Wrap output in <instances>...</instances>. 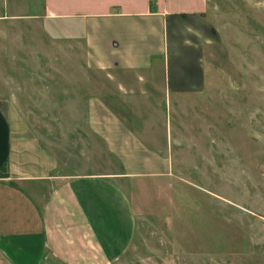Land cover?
I'll return each mask as SVG.
<instances>
[{
  "label": "rangeland",
  "instance_id": "obj_1",
  "mask_svg": "<svg viewBox=\"0 0 264 264\" xmlns=\"http://www.w3.org/2000/svg\"><path fill=\"white\" fill-rule=\"evenodd\" d=\"M207 1L205 89L170 111L168 146L160 116L150 120L152 147L172 155L170 176L117 179L136 222L111 264H264V0ZM31 8L25 13L38 12ZM61 26L0 16V99L55 154L61 174H117L119 163L87 130L84 41ZM0 264H9L1 254Z\"/></svg>",
  "mask_w": 264,
  "mask_h": 264
},
{
  "label": "crops",
  "instance_id": "obj_2",
  "mask_svg": "<svg viewBox=\"0 0 264 264\" xmlns=\"http://www.w3.org/2000/svg\"><path fill=\"white\" fill-rule=\"evenodd\" d=\"M207 6V0H0V16L54 21L62 34L83 39L86 83L79 93L87 130L120 165L109 176L61 174L55 154L0 99V254L9 264L48 257L111 264L128 250L136 221L117 179L173 172L171 153L152 147L157 137L150 131L158 126L151 121L160 116L168 146L170 111L205 89L198 63L214 33ZM31 7L38 12L25 13Z\"/></svg>",
  "mask_w": 264,
  "mask_h": 264
}]
</instances>
